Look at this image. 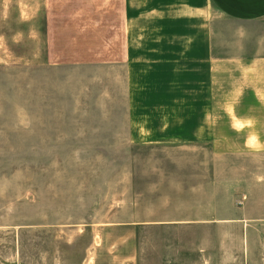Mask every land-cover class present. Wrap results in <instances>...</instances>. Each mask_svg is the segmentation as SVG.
Instances as JSON below:
<instances>
[{
    "label": "rangeland",
    "instance_id": "rangeland-1",
    "mask_svg": "<svg viewBox=\"0 0 264 264\" xmlns=\"http://www.w3.org/2000/svg\"><path fill=\"white\" fill-rule=\"evenodd\" d=\"M115 8L0 0V264H264V155L132 144Z\"/></svg>",
    "mask_w": 264,
    "mask_h": 264
},
{
    "label": "crops",
    "instance_id": "crops-1",
    "mask_svg": "<svg viewBox=\"0 0 264 264\" xmlns=\"http://www.w3.org/2000/svg\"><path fill=\"white\" fill-rule=\"evenodd\" d=\"M114 3L130 142L264 155V0Z\"/></svg>",
    "mask_w": 264,
    "mask_h": 264
}]
</instances>
